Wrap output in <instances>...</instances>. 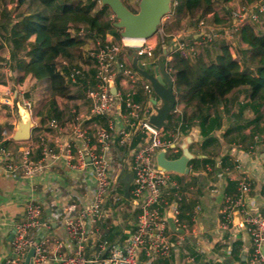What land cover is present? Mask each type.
Returning <instances> with one entry per match:
<instances>
[{
    "label": "built area",
    "instance_id": "obj_1",
    "mask_svg": "<svg viewBox=\"0 0 264 264\" xmlns=\"http://www.w3.org/2000/svg\"><path fill=\"white\" fill-rule=\"evenodd\" d=\"M176 3V0H171V11L176 7ZM171 11L163 18L164 21L170 17ZM261 12H264V0H256L252 4L233 8L230 11V17L233 21L244 24L248 18L254 22L257 21L258 13ZM164 21L156 33L161 35L162 41L164 34L161 32V27ZM203 26L202 22L199 23L198 29H203ZM234 29L235 25H232L228 32L224 33L230 34ZM68 31L79 39H83L86 34L83 27L75 29L69 26ZM215 33L213 31L214 36ZM197 34L198 32H195L196 36ZM167 37L173 38L172 42L177 50L187 44L184 38L180 42L181 37L173 35H167ZM205 37L209 38L208 35ZM119 39L122 45L106 41L105 43L97 42L91 48L89 54L94 63L95 73L93 84L85 91V97L89 102L88 114L83 115L70 107V118L67 121L51 119L46 126L48 130L59 133L68 131L71 144L63 142L59 137L46 139L44 134L38 137L36 142L29 140L20 153H14L3 145L6 139H0V168L8 176H18L22 179L37 177L45 173L61 155L72 170L84 171L87 167H91L94 179L91 189L92 202L85 208H79L75 202L71 201V196L53 200L50 205L36 199L29 200L20 220L12 225L10 256L6 258L5 264H24L31 248L34 253L30 264H49L50 261H54V264H138L141 254L148 259V264H154L157 258L178 261L181 248L191 231L181 220L178 202L173 200L174 202L168 206V197L176 195L179 185L171 178V172L163 171L157 166L155 158L159 152L165 154L167 150L172 154H178L183 135L179 136L176 130V134L170 133L171 140H163L164 129L155 132L143 124L144 110L134 102L133 97L136 94L134 88L140 81L146 92H151V89L148 83L132 69L127 56L130 54L128 51L131 47H136L141 61L143 57L151 58L154 46L148 43V40L122 37ZM60 67L67 68L68 65L61 60ZM84 71L79 67L68 68L67 80L71 84H77L83 77ZM118 79L121 80L122 88L112 89ZM0 103L8 107H17V114L21 115L25 110L31 114L30 105L21 100L16 91L12 94L7 93L6 90L3 91ZM182 112L183 106L175 97V106L171 114L181 116ZM132 131H139L146 135L143 144L136 149L130 147ZM117 141L120 146L129 145L130 147L124 148L126 159L123 160L120 169L122 174L132 175L128 199L137 210L132 234L111 245L102 242L97 256L91 260L82 257L79 251L74 255H58L57 252L50 254L45 237V233L50 228V222L42 219L45 209L48 208L54 222L60 221L61 228L67 233L69 239L76 242L78 250L86 240V227L91 228L104 217L102 203L104 197L110 192L113 172L111 164L115 160L111 150ZM239 148L235 146L229 151V156L237 163L242 159H253L258 151L264 149V134L261 138L254 140L248 151L244 152ZM37 150H40V158L35 160L33 156ZM86 159L90 162L88 163ZM112 189L115 188L112 187ZM237 190L238 195L225 196L226 207L221 214L222 222L218 227L220 238H216L215 242L231 244L240 241L245 247L250 246L247 258L242 261L244 264H264V255L261 253L264 247V218L258 215L251 217L248 211H244L245 217L242 222L230 226L232 212L243 207V199L250 192V183L246 177L238 181ZM44 191H47L46 187L43 188ZM112 195L111 205H117L124 199L116 194ZM178 200H180L179 197ZM195 212L199 215L200 209L197 208ZM191 221L195 222V218ZM231 227L235 229L231 230ZM201 246L205 245L201 244ZM60 248H62L61 243L57 245L56 250ZM225 255L229 256L230 253L226 252ZM213 264H217L216 260Z\"/></svg>",
    "mask_w": 264,
    "mask_h": 264
},
{
    "label": "crops",
    "instance_id": "obj_2",
    "mask_svg": "<svg viewBox=\"0 0 264 264\" xmlns=\"http://www.w3.org/2000/svg\"><path fill=\"white\" fill-rule=\"evenodd\" d=\"M245 4L243 0H233L224 5V8L226 6L231 8ZM258 14L257 21L254 22L248 18L243 24V28L248 27L252 35H258L264 29V12ZM208 15H206L208 18L212 16ZM217 17L218 21H215L214 16L211 17L215 26L224 27L230 25V22L223 15L217 14ZM240 31L237 36L236 33L231 32L233 40H236L235 56L233 58L246 66L249 49L240 42ZM185 36L182 35V38L186 39L187 37ZM83 39L84 42L80 45V48L85 46L89 49L95 41V36L87 33ZM153 41L151 44L155 49L157 45L155 46V42ZM159 43L161 42L159 41ZM86 66L87 70L84 72L87 71L86 78L90 80L88 74H92L93 76L94 72L88 65ZM34 68L30 67L23 79L24 82H21L22 84L20 83L18 86L29 82L36 91L37 81L45 77L46 74L42 70L34 73L32 71ZM249 69H252V67H249ZM248 72L251 71L248 70ZM113 88L118 90L122 88L120 79L116 81ZM3 91L1 87L0 98L3 95ZM134 91L136 92L133 97L134 102L139 104L144 110L143 120H145L153 112L151 101H158V99L150 96L149 100L144 103L139 96L141 94L140 88L135 86ZM83 97L69 104L61 121H67L70 118V107L83 115L88 114L89 102L85 97V92ZM36 100L37 96H34L31 101V107L34 106ZM249 102V89L247 87H239L233 90L223 99L218 100V104L215 107L201 109V111L195 112L193 108L186 107L185 102H182L183 112L180 118L191 129L187 134L183 135V139L186 136L190 137L189 151L193 156L191 160L194 161V164L192 165L190 161L188 162L189 172L186 175L172 173V178L179 185L180 192L179 194L176 193L175 196L168 197L167 202L169 203L168 206L174 202L173 200L178 202L181 220L187 224L191 232L186 243L181 248L178 261L175 262L173 259L168 258H157L154 264H213L216 258L226 259L224 260V264H239V262L234 263L236 262L234 258L237 257L240 261L247 258L250 246L245 247L244 244L238 241L236 243L239 244L237 250H233L236 245L235 243H217L215 240L218 237L220 238L218 227L222 222L221 214L226 207L225 196L238 195V181L242 177L248 179L250 192L245 198L243 197V207L235 209L232 212L230 226L242 222V219L245 217L244 211H248L251 217L258 215L264 218V149L258 151L253 159H242L239 163L229 156V151L232 147L239 146L241 151H248L254 140L261 138L264 134V109L260 108L255 112L250 107ZM179 103L181 102L179 101ZM170 115V118L168 117L169 119L167 120L169 126L175 120L172 117L173 115ZM205 117H207L206 123L204 122ZM227 119L232 122L234 121L233 127L229 131H226L224 126L229 121ZM50 120L40 129L34 128V124L29 140L36 142L38 137L46 134V139L50 140L54 137H59L63 142L71 144V137L68 131L59 133L46 128ZM16 123L17 110H15L11 121L13 126L11 135L4 140L13 142L10 143L9 148L6 147L7 149L14 153H20L29 140L27 142H14L11 140ZM213 125L214 127H212ZM132 134L130 146L132 149H136L143 144L146 135L139 131H132ZM111 152L115 160L111 164L113 172L110 192L104 197L102 203L104 217L92 225L91 228L86 227L87 237L80 250H78L76 242L69 239L67 233L61 228L60 221L54 222L48 208L45 209L42 219L50 222V228L45 233L47 249L50 254L57 252L58 255H74V253L79 251L82 257L91 260L97 256L99 245L102 242L111 245L124 240L132 234L137 210L133 208L131 200L124 194V184L128 180L129 173L122 174L120 169L123 160L126 159V155L124 151L116 152L114 147ZM165 156L168 159L170 158L166 153ZM178 156H180V152ZM33 158L35 160L40 158V150L34 153ZM93 185L94 179L91 167H87L84 171L72 170L67 166L61 155L45 173L31 179L8 176L0 168V264H5L6 258L10 256L9 248L12 225L20 220L24 207L29 200L36 199L37 201L44 202L46 205H50L53 200L71 196V201L75 202L79 208H85L92 202L91 189ZM44 187H46L47 191L43 192ZM112 187L115 189H112ZM129 187H131V182H129ZM112 194H116L118 197H123L124 199L117 205H111ZM176 196H179L180 200ZM197 208L200 209L199 215L195 212ZM236 214H238L237 217ZM193 218H195V222L191 221ZM230 229L234 230L235 227H231ZM59 243H61L62 248L57 251L56 248ZM200 243L205 246L202 247ZM226 252L227 254L229 252L230 255H224ZM49 264H54V261H50ZM138 264H148V259L141 254L138 258Z\"/></svg>",
    "mask_w": 264,
    "mask_h": 264
},
{
    "label": "trees",
    "instance_id": "obj_3",
    "mask_svg": "<svg viewBox=\"0 0 264 264\" xmlns=\"http://www.w3.org/2000/svg\"><path fill=\"white\" fill-rule=\"evenodd\" d=\"M95 1L88 5L82 0L75 3H58L59 0H0V56L3 53L8 55L13 83H21L30 67H35L32 70L34 73L42 70L46 74L36 83L37 100L31 110L36 129L42 128L50 119L61 120L69 104L84 98V90L93 84L92 74H88L90 80L86 78L87 71L83 72V77L77 84H71L67 80L68 68H77L79 63L88 65L95 73L92 61L85 59L80 48L84 39L73 36L68 31L69 26L75 29L83 27L86 35L88 33L99 37L102 43L107 41L108 35L116 39L120 37L107 18L109 8L100 6L95 9ZM176 1L180 2L176 10L178 17H170L162 24L167 34L183 29L187 17H193L197 13L204 16L213 13L215 5V0ZM231 1L233 0H223L225 3ZM243 1L252 4L256 0ZM12 17L16 21L11 25ZM214 19L218 21L217 15ZM239 39L249 49L246 66L252 67L254 74L242 69L241 63L231 56L226 45L221 46L220 54L214 61L205 60L202 53L198 54L197 63L193 66L179 53L170 54L169 45L163 39L162 42L167 46L166 57L171 55V63H166L168 72L175 89L187 92L186 107L193 108L195 112L212 108L233 90L247 87L250 107L255 112L260 108L264 109V29L262 33L252 35L248 27L242 28ZM162 42L154 49L153 59L161 53ZM61 60L66 62L67 68H59ZM13 116V110L0 104L1 139L11 135ZM206 119L207 117L204 118L205 123ZM102 124L104 125L103 121ZM186 126L189 127L187 124ZM10 143L13 142L4 141L3 145L9 148ZM124 148L130 147L120 146L118 141L114 144L116 152L124 151ZM190 164L193 165L194 161L191 160ZM238 246L236 244L233 250H237ZM239 264L244 263L239 261Z\"/></svg>",
    "mask_w": 264,
    "mask_h": 264
},
{
    "label": "water",
    "instance_id": "obj_4",
    "mask_svg": "<svg viewBox=\"0 0 264 264\" xmlns=\"http://www.w3.org/2000/svg\"><path fill=\"white\" fill-rule=\"evenodd\" d=\"M98 1L101 6L108 7L114 15L116 22L113 23V26L119 30L120 37L133 40H148L155 36L163 18L170 13L171 6V0H139L137 12L133 13L121 0ZM130 51L127 59L132 69L148 83L153 96L158 99V101H151L153 112L142 122L153 131L159 132L167 128L168 117L175 106L174 81L167 72L165 65L166 44H161V53L148 67L138 58L136 47H131ZM33 126L31 114L27 110L23 111L21 115L17 114V123L11 140L27 142L30 139ZM190 142V137L186 136L179 147L180 156L174 159H168L163 152H159L155 158L157 166L166 172L179 175L188 174V162L193 157L189 151ZM86 160L88 163L90 162L89 159ZM127 179L124 184L126 197L129 193V182L132 180V175L129 174ZM237 216L238 214H236ZM11 238L12 235L10 240ZM33 253L34 250L31 248L26 255L24 264H30ZM261 253L264 255V247H262Z\"/></svg>",
    "mask_w": 264,
    "mask_h": 264
},
{
    "label": "rangeland",
    "instance_id": "obj_5",
    "mask_svg": "<svg viewBox=\"0 0 264 264\" xmlns=\"http://www.w3.org/2000/svg\"><path fill=\"white\" fill-rule=\"evenodd\" d=\"M77 1H79V0H59L58 3H75ZM82 1L86 2L88 5H91L92 2L94 3L95 0H82ZM121 1L130 11H137V5H138L139 0H121ZM95 3L97 5L95 7V9H97L98 7L101 6L99 1L98 2L95 1ZM226 4L227 3L223 2V0H215L213 13H210V15H208V16H211V15L215 16L217 14L223 15V17H225L230 22L231 26L235 25V29L232 30L231 32L236 33V36H237L238 32L243 28L244 25L239 24L237 21H235V20L233 21V19H231L230 11H232L233 8H235V7L229 8L226 6L224 8V5H226ZM179 5H180V2H177L176 3L177 8L175 7V11L172 9L170 17H178L176 10L178 9ZM106 13H107V18L109 19V22H111V23L116 22L114 15L111 14V11H107ZM211 17L208 18V17H206V15L204 16L201 13H197L193 17H187L183 23V29L178 30V31H174L173 34L165 33V31L161 27V32L164 34L163 39L166 40V43L169 45V47L172 48L170 54L177 52L183 58H186L190 64L195 66L197 63V60H198V54H201V53H202L203 57L205 58V60L214 61L216 56L220 54V49H221L222 42H223L226 46H228V49L231 53V56L232 57L235 56L236 40L235 41L233 40L234 38L232 37L233 35L231 34V32H230V34L224 33V32H228V29L231 26L227 25L224 27H219V26L217 27L213 24ZM169 18H166L165 21L163 20L164 21L163 23H165ZM15 21L16 20L12 17L11 25L14 24ZM201 22L204 24V26H203L204 28L199 30L198 29L199 23H201ZM117 31L119 33L118 29H117ZM213 31L216 32L215 36L213 35ZM195 32H198L197 36L195 35ZM167 35H171V36L173 35L174 37H181L179 39L180 42L182 41L181 39H183L182 35H186L185 37H187L186 38L187 44H185V46H183L180 50H177L176 46L172 44L171 40L173 38L167 37ZM205 35H208L209 38H206ZM99 36H101V34H99ZM161 38L162 37L160 34H156L151 39H148V43H151L154 40L153 42H155L154 44H155V46L157 45L156 46V48H157L158 45H160L159 41L162 42ZM107 41L117 42L119 45H122L120 42V39H116L110 35L107 36ZM97 42L101 43V40L99 39V37L98 38L95 37V41L91 44L89 49H87L85 46L81 47V50L84 54L85 59L91 60L92 65L94 63H93V60L91 59V56L89 53L91 52V48L94 47ZM126 43H131V42H126ZM233 53H234V55H233ZM154 59L152 57L151 58L143 57L142 61L148 67L149 64L152 62V60H154ZM235 60L238 61L237 59H235ZM166 61H167V63H171L170 62L171 61V55H168L166 57ZM78 67L82 68L83 70H87V66L85 64L79 63ZM241 67H242V69L250 70L251 71L250 73H252V74L255 73V70L253 68L249 69V67H246L243 64H241ZM11 71H12L11 67L8 65V55H7V53H3L0 56V89L2 87V89L4 91L6 90L7 93H9V94H12L14 91H16L18 96L21 97V100L26 101L31 107L32 106L31 105L32 99L34 98V96H37L36 91L33 88V85L30 84L29 82L28 83L26 82V84H23L22 86H18V84L15 85L13 83L14 78H13V73ZM22 82H24V81H22ZM136 86L140 88L141 94H139V96H140L141 101H143L144 103L149 100L150 96L154 95L152 93V91L146 92L143 89V83L142 82H140V81L137 82ZM175 96L178 99V102L180 101L181 102L180 104L182 105V102H185V100H186L187 92H185V90H183V89H177V90L175 89ZM1 98H2V96H1ZM1 98H0V101H1ZM145 106H147V105H145ZM148 107L150 109L149 105H148ZM32 108L33 107H31V110H32ZM82 109H83V107H82ZM8 110H13V114H15V110H17V107H15V106L8 107ZM239 110L241 111V109H239ZM176 115H178V117ZM172 117H174L175 120L172 122V124L168 128L169 134L163 135V137H162L163 140H171L170 133L176 134V130H178L179 136L187 134L191 130L190 127L185 126L187 123H185L184 121L182 122V118H180L179 114H175ZM227 120H229V119H227ZM233 123H234V121L232 122L231 120H229L228 123H225V125H224L225 130L229 131V129L233 127L232 126ZM212 127H214V125ZM235 127H239V126H235ZM168 130H166V132H164V133H167ZM221 138H222V136H221ZM130 143H131V140H130ZM128 144H129V142H128ZM166 154L171 159L178 157V154H176V155L172 154L169 150H167ZM172 177H173V175H171V178ZM179 192H180V189L177 191V194H179ZM224 255H225V253H224ZM215 260H216L217 264H224V260H226V259H224V260L219 259L218 260V258H216ZM234 260L236 261L234 263H238L240 261L237 257L234 258Z\"/></svg>",
    "mask_w": 264,
    "mask_h": 264
},
{
    "label": "clouds",
    "instance_id": "obj_6",
    "mask_svg": "<svg viewBox=\"0 0 264 264\" xmlns=\"http://www.w3.org/2000/svg\"><path fill=\"white\" fill-rule=\"evenodd\" d=\"M171 11V10H170ZM163 43V42H162ZM167 47V46H166ZM169 50H170V48H169ZM165 59H166V57H165ZM155 61V60H154ZM165 65H166V60H165ZM166 70H167V66H166ZM167 72H168V70H167ZM169 73V72H168ZM170 75V74H169ZM174 92H175V89H174ZM171 114V113H170ZM169 126V125H168ZM168 126H167V128H168ZM166 129V128H165ZM179 157V156H178Z\"/></svg>",
    "mask_w": 264,
    "mask_h": 264
}]
</instances>
